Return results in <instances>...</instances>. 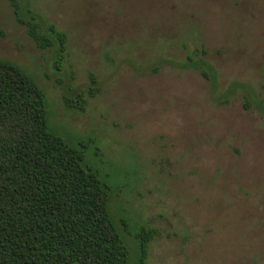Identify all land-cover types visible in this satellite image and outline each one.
<instances>
[{
	"label": "rangeland",
	"instance_id": "rangeland-1",
	"mask_svg": "<svg viewBox=\"0 0 264 264\" xmlns=\"http://www.w3.org/2000/svg\"><path fill=\"white\" fill-rule=\"evenodd\" d=\"M19 6L18 18L0 0V57L44 89L49 127L86 147L127 264H139L141 227L155 230L144 264H264V0ZM19 19L66 34L59 62ZM194 59L214 84L183 65ZM90 74L99 91L84 109L67 105Z\"/></svg>",
	"mask_w": 264,
	"mask_h": 264
},
{
	"label": "trees",
	"instance_id": "trees-1",
	"mask_svg": "<svg viewBox=\"0 0 264 264\" xmlns=\"http://www.w3.org/2000/svg\"><path fill=\"white\" fill-rule=\"evenodd\" d=\"M8 2L19 15V0ZM19 20L38 46L56 45L59 62L66 34L51 24L44 34L33 19ZM183 65L214 84L207 61ZM96 82L90 74L86 90L72 98L76 103H65L84 109L100 89ZM48 114L44 89L0 57V264H127L130 250L110 213L107 183L86 163L85 146H71L49 127ZM154 234L141 227L132 235L139 264Z\"/></svg>",
	"mask_w": 264,
	"mask_h": 264
}]
</instances>
